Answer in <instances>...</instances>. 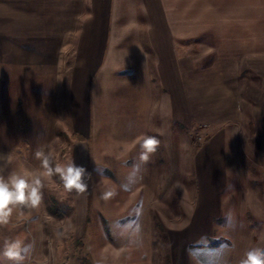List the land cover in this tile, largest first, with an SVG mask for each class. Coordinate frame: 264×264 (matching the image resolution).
<instances>
[{"label": "crops", "instance_id": "0c3cea01", "mask_svg": "<svg viewBox=\"0 0 264 264\" xmlns=\"http://www.w3.org/2000/svg\"><path fill=\"white\" fill-rule=\"evenodd\" d=\"M246 72L256 85L244 86ZM249 124L264 166V0H0L5 178L41 177L35 152L43 146L53 163L73 160L91 174L82 212L94 179L142 210L166 207L170 194L185 195L190 175L212 178L201 163L225 178L224 165L241 162L238 133ZM190 130L208 140L194 144ZM143 135L160 141L146 164L136 142ZM14 213L38 228L58 222L44 200ZM148 226L147 250L155 235Z\"/></svg>", "mask_w": 264, "mask_h": 264}, {"label": "rangeland", "instance_id": "374dc122", "mask_svg": "<svg viewBox=\"0 0 264 264\" xmlns=\"http://www.w3.org/2000/svg\"><path fill=\"white\" fill-rule=\"evenodd\" d=\"M243 84L256 85V78L246 72ZM243 108L247 114L250 103L244 100ZM250 125V132L238 133L241 162L224 165L225 178H220L217 165L209 164L208 169L201 163L212 178L190 175L184 181L185 195L180 192L168 197V210L163 205L142 210L133 204V197L123 194L102 200V188L99 190V181L94 179L84 198L89 200L88 210L82 212V195L67 192L58 175L49 178L43 174L48 219L57 224L38 228L30 218L13 213L10 223L0 226V250L6 239L21 241L23 264H239L247 250L264 249V166L253 155ZM199 130H190L187 139L203 145L208 134ZM66 142L71 147V139ZM210 151L207 147L202 155ZM189 167L192 172L194 165ZM159 207L165 210H157ZM19 217L26 219L14 223ZM151 220L155 235L152 249L147 250L143 234ZM202 233L206 235L199 236ZM0 264L11 262L0 260Z\"/></svg>", "mask_w": 264, "mask_h": 264}, {"label": "clouds", "instance_id": "9594fccd", "mask_svg": "<svg viewBox=\"0 0 264 264\" xmlns=\"http://www.w3.org/2000/svg\"><path fill=\"white\" fill-rule=\"evenodd\" d=\"M137 143L141 149L139 160L142 163H148L159 145L160 141L155 136L143 135L137 138ZM35 158L40 161V168L43 174L51 178L58 175L62 181L63 188L71 193L84 194L88 191L89 185L85 182V176L89 178L91 174L83 166L76 165L73 160L52 166V161L48 154L43 150V146L35 152ZM0 160L4 161L0 165V171L6 167L9 162L7 154L0 153ZM102 173L101 169H97ZM44 184L40 175H24L13 172L7 178L0 175V226L8 225L15 210L23 211L25 209H37L43 201L42 189ZM116 195L113 190L102 191L100 198L109 200ZM24 247L19 240H5L3 249L0 250V260L11 262V264H23ZM100 264V262H97ZM239 264H264V249L252 248L244 253Z\"/></svg>", "mask_w": 264, "mask_h": 264}, {"label": "trees", "instance_id": "16d2710c", "mask_svg": "<svg viewBox=\"0 0 264 264\" xmlns=\"http://www.w3.org/2000/svg\"><path fill=\"white\" fill-rule=\"evenodd\" d=\"M48 210H49L50 214L54 215L53 211L49 207H48Z\"/></svg>", "mask_w": 264, "mask_h": 264}]
</instances>
